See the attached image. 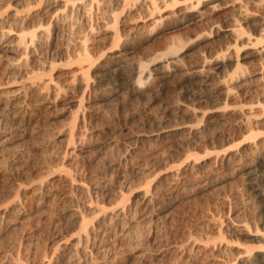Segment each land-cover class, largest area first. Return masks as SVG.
Segmentation results:
<instances>
[{
	"label": "rangeland",
	"instance_id": "rangeland-1",
	"mask_svg": "<svg viewBox=\"0 0 264 264\" xmlns=\"http://www.w3.org/2000/svg\"><path fill=\"white\" fill-rule=\"evenodd\" d=\"M152 1L0 0V100L33 114L0 125V181L14 177L0 182V264H243L264 250V22L231 11L262 15L264 0H212L224 5L204 23L190 0ZM236 23L262 39L235 46ZM48 80L38 110L29 85Z\"/></svg>",
	"mask_w": 264,
	"mask_h": 264
},
{
	"label": "bare ground",
	"instance_id": "bare-ground-1",
	"mask_svg": "<svg viewBox=\"0 0 264 264\" xmlns=\"http://www.w3.org/2000/svg\"><path fill=\"white\" fill-rule=\"evenodd\" d=\"M59 1V0H58ZM81 1H83V0H81ZM90 1V0H89ZM93 0H91V2H92ZM133 1V0H132ZM152 1V0H151ZM154 1V0H153ZM152 1V2H153ZM194 1V3H191L192 1L190 0L189 2H190V4H189V6H187L188 8H193V9H197L196 11H194L193 9V18H196V19H199V20H201L202 21V19L203 18H206V16L205 15H207V13H206V9H203V8H207V10L209 9V10H211L212 12H214L213 10H215V9H218L219 7H220V4H222V5H224L223 3H220V4H218V3H216V4H213V5H210L209 6V4L210 3H213L212 2V0H193ZM207 1V3H204V2H206ZM208 1H210V2H208ZM223 1V0H222ZM224 1H226V0H224ZM227 1H229V0H227ZM231 1V0H230ZM238 0H236V2H237ZM253 1V0H252ZM262 1V3H263V0H261ZM126 2V1H125ZM233 2V1H232ZM248 2L249 1H244L243 3H241V1H239V4L237 5V8H234V7H236V6H234L233 8H232V6L234 5H232L231 6V8H232V10L231 11H234V10H237L238 11V13H240L242 16H240V14H238L239 16V18H243V22H245V20H246V22L247 21H249L248 23H251L250 22V20L251 21H258V22H260V20H262V22H264V4H262L260 1H259V5H260V3L262 4L261 5V11H262V15H260L259 13H258V11H257V16L256 15H254V16H256L255 18H256V20L252 17V15L251 14H248L247 12H249L250 10H247L246 8V6H245V4L247 3L248 4ZM61 3V2H60ZM88 3H90V2H88ZM224 3H226V2H224ZM252 3H254V2H252ZM258 3V2H257ZM257 3H255L256 4V7H257ZM63 4V3H62ZM98 4V3H97ZM146 4V3H145ZM155 4V3H154ZM219 6H218V5ZM237 4V3H236ZM65 5H66V3H65ZM200 5V6H199ZM221 5V6H222ZM259 5H258V7H259ZM89 6H91V4L89 5ZM196 6V7H195ZM200 7V9L199 8H197V7ZM202 6V7H201ZM216 6H218V8H216ZM79 7V6H78ZM255 7V8H256ZM258 7L256 8L257 10H258ZM188 8H186V11H188ZM191 8H190V11H191ZM230 8V9H231ZM91 9V8H90ZM89 9V10H90ZM153 9V8H152ZM199 9V10H198ZM251 9V8H250ZM254 9V8H253ZM259 9H260V7H259ZM83 10V9H82ZM148 10V9H147ZM183 10V9H182ZM260 11V10H259ZM158 12V11H157ZM251 12V11H250ZM253 12V11H252ZM251 12V13H252ZM256 12V11H255ZM85 13V12H84ZM152 13V12H151ZM225 13V12H224ZM261 13V12H260ZM1 14H2V12H1ZM87 14V13H86ZM159 14V13H158ZM11 15V14H10ZM149 15V14H148ZM190 15V14H189ZM18 16V15H17ZM162 16V15H161ZM160 16V17H161ZM12 17H14V14H13V16ZM88 17V16H87ZM208 17V16H207ZM257 17H259V18H257ZM15 18H17V17H15ZM155 19H157V18H155ZM153 20V22H156L157 20ZM159 19V18H158ZM192 19V18H191ZM233 19V18H232ZM238 19V18H237ZM161 20V19H160ZM218 20V19H217ZM2 21H4V20H2ZM196 21H198V20H196ZM203 21H205V20H203ZM202 21V22H203ZM238 22L239 20H235V22ZM90 22V21H89ZM160 22V21H159ZM194 22V21H193ZM200 22V21H199ZM218 22V21H217ZM240 22V21H239ZM1 23H3V22H1ZM114 23V22H113ZM204 23V22H203ZM240 24V23H239ZM233 24L232 26H230V27H227V28H225L224 29V31H227L232 37H233V42H234V44H235V46H237L238 44L239 45H242L243 46V43H245L246 44V46L248 45V44H250L251 46H253V43H255L256 42V40H261V39H259L258 37H257V39H256V37H255V39L253 40V42H252V37L249 35H247L246 37H244L242 34L244 33V28L242 29L241 27H242V25L240 24ZM255 24H256V22H255ZM114 25H115V23H114ZM253 25V24H252ZM259 25V24H258ZM0 26H1V24H0ZM229 26V25H228ZM241 26V27H240ZM260 26V25H259ZM226 27V26H225ZM257 27V26H256ZM2 29H3V27H1ZM0 28V29H1ZM115 28V31H116V27H114ZM200 28V27H199ZM261 26H260V30H261ZM1 29V30H2ZM78 29V28H77ZM248 29V28H247ZM257 29V28H256ZM55 30V29H54ZM212 30V29H211ZM217 30H219V28H217ZM216 30V31H217ZM222 30V29H221ZM220 30V31H221ZM114 31V32H115ZM211 32V31H210ZM219 32V31H218ZM260 32V31H259ZM18 33V32H17ZM28 33V35H29V33H30V38H28V40H30V42H26V43H28L27 45H26V47L29 45L30 46V43H32L31 41H32V39L36 36H34V32H27ZM262 33V32H261ZM264 33V32H263ZM3 34H5L4 33V31L3 32H1L0 31V59L2 58H6V57H8V53H10L11 52V50H10V48L9 47H6V43L4 42V43H2L1 41H2V38L4 37V35ZM10 34H13V33H10ZM9 34V35H10ZM22 34H24L25 36H26V38L28 37V35H26L25 33H19V34H15L14 33V36H13V38H15V39H13V40H18L17 42H22V41H24L25 42V40H27V39H24V35H22ZM47 34H48V32H47ZM196 34V33H195ZM210 34V33H209ZM245 34V33H244ZM258 34H260V33H258ZM41 35V34H40ZM46 35V34H45ZM197 35V34H196ZM264 35V34H263ZM263 35L261 36V37H263ZM3 36V37H2ZM37 36H39V35H37ZM52 36V35H51ZM116 36L118 37V35L116 34ZM255 36V35H254ZM116 37V38H117ZM199 37H201V36H199ZM204 37H206V38H204ZM204 37H203V39L206 41V40H208V37H209V35L208 36H205V34H204ZM114 37L112 36V39H113ZM118 38H120V37H118ZM210 38V37H209ZM12 39V38H11ZM200 39V38H199ZM264 39V38H263ZM5 40V39H4ZM35 40V39H34ZM119 40V39H118ZM117 39H116V41H118ZM179 40V39H178ZM178 40L176 41L177 43H178ZM203 40V41H204ZM36 41V40H35ZM34 41V42H35ZM113 41V40H112ZM231 41V40H230ZM181 42H182V40H181ZM208 42V41H207ZM210 42V41H209ZM232 42V41H231ZM258 42H261V41H258ZM262 42H263V40H262ZM261 42V43H262ZM261 43H259L260 45H261ZM19 44V43H18ZM25 44V43H24ZM23 43L22 44H20V46L21 45H24ZM32 44H35V43H32ZM38 44V43H37ZM86 44V43H85ZM180 42L178 43V44H173L171 47H169L168 48V53H171V52H175L176 53V51H179L180 50V48H181V46H180ZM244 44V45H245ZM256 44V43H255ZM264 44V43H263ZM5 45V46H4ZM7 45H9V44H7ZM84 45V44H83ZM182 46H183V44H181ZM232 45V44H231ZM249 45V46H250ZM9 46H11V45H9ZM19 46V47H20ZM28 46V47H29ZM32 46L33 45H31V48H32ZM36 46V45H35ZM245 46V47H246ZM250 46V47H251ZM262 46V45H261ZM26 47H24L25 49L23 50L24 51V54L25 55H27L28 54V52H27V48ZM47 47V46H46ZM180 47V48H179ZM248 47V46H247ZM255 47H256V50H257V46L255 45ZM254 47V48H255ZM13 48V47H12ZM15 48V47H14ZM228 48H230V46H228ZM252 48V47H251ZM262 48V47H261ZM84 49V48H83ZM14 49H12V51H13ZM32 50V49H31ZM30 50V51H31ZM239 50V49H238ZM243 50V49H242ZM244 50H245V48H244ZM262 50H263V48H262ZM261 50V51H262ZM14 51H16V50H14ZM17 52V51H16ZM254 52V51H253ZM256 52V51H255ZM23 53V52H22ZM45 53V52H44ZM235 53H237V52H235ZM240 53V52H239ZM252 53V52H251ZM256 53H258V52H256ZM255 53V54H256ZM252 54H254V53H252ZM16 55V54H15ZM257 55H259L260 56V54H257ZM11 56V55H10ZM21 56H22V54H21ZM78 56H79V54H78ZM77 56V57H78ZM84 56V55H83ZM17 57H20L19 55L17 56ZM86 57V56H85ZM90 57V56H89ZM230 57V56H229ZM238 56H236V58H237ZM245 57V56H244ZM16 58V57H15ZM21 58L22 57H20V59H19V62L21 61ZM28 58V57H27ZM78 58H80L79 60H77V58H76V64L77 65H81V63H82V65L79 67V69L80 70H85L84 72L87 74V73H89V72H91L92 70H91V67L93 66V64H88L86 67H84V64H83V59H86L87 60V62H91V60H89L88 61V56H87V58H83V57H81V56H79ZM241 58V57H240ZM25 59V58H24ZM82 59V60H81ZM234 59V58H233ZM256 59V58H255ZM36 60V59H35ZM117 60H118V58H117ZM175 60H177V59H175ZM218 60H219V58H218ZM225 60V59H224ZM234 60H238V58L237 59H234ZM82 61V62H81ZM179 61V60H178ZM215 61V60H214ZM11 62V61H10ZM13 62H14V59H13ZM86 62V61H85ZM107 62V61H106ZM221 62V61H220ZM22 63V62H21ZM26 63V62H25ZM24 63V64H25ZM42 63V62H41ZM93 63V62H92ZM213 63V62H212ZM215 63V62H214ZM218 62H216V64H217ZM239 63V62H238ZM238 63H236V64H238ZM86 64V63H85ZM174 64V63H173ZM219 64V63H218ZM240 64V63H239ZM238 64V65H239ZM103 65V64H102ZM164 65V64H163ZM105 66V64L103 65V67ZM161 66V65H160ZM202 66H204V65H202ZM216 66V65H215ZM220 66V64L218 65V67ZM17 67V66H16ZM199 67V66H198ZM263 67V66H262ZM24 68V67H23ZM161 68V67H160ZM202 67H200L199 68V70L201 69ZM165 69V68H164ZM198 69V68H197ZM196 69V70H197ZM262 70L264 69V67L263 68H261ZM260 69V71L262 72V70ZM196 70H195V73H197L196 75L197 76H201V73H200V75H198V73L200 72V71H197L196 72ZM202 70V69H201ZM194 71V70H193ZM243 71V70H242ZM239 72V71H238ZM264 72V71H263ZM92 73V72H91ZM207 73H209V72H207ZM242 73V72H241ZM143 74V73H142ZM141 74V75H142ZM193 74V73H192ZM236 74V73H235ZM88 76H89V74H87ZM242 75V74H241ZM260 75H261V77L263 78V75H262V73H260ZM84 76V75H83ZM82 76V77H83ZM87 76V77H88ZM185 76V75H184ZM194 76V75H193ZM196 76V77H197ZM208 76H209V74H208ZM234 76H237V75H234ZM204 77H206V75H204ZM242 77V76H241ZM237 78V77H236ZM238 78H239V76H238ZM138 79V78H137ZM139 79H140V77H139ZM229 79V78H228ZM261 79V78H260ZM84 80V79H83ZM227 80V79H226ZM231 80V79H230ZM229 80V81H230ZM233 80V79H232ZM239 80V79H238ZM87 82H89L88 80H87ZM225 84V83H224ZM226 84H228V83H226ZM35 85V84H34ZM33 84H30L29 86H32L33 87V93H32V95L30 96L31 97V99H29L30 101H31V104H32V107L33 106H35L38 110H40V109H43V108H45L46 109V107L49 105H46L47 104V102H48V100H49V97H50V95H51V87L54 85H52V81L51 80H48V82H45L44 81V83H42L41 82V84H39V86H34ZM37 85V84H36ZM142 85V84H141ZM264 85V84H263ZM55 87H56V85H54ZM84 86H86V85H84ZM226 86V85H225ZM81 87V86H80ZM87 87V86H86ZM29 89V88H28ZM28 89H27V91L26 92H28ZM79 89H81V88H79ZM18 90V89H17ZM31 90V89H30ZM29 90V91H30ZM264 90V89H263ZM25 92V91H24ZM264 92V91H263ZM30 93V92H29ZM53 93V92H52ZM75 93V92H74ZM80 93V92H79ZM9 94V93H8ZM81 95L82 94H85V93H80ZM10 96H12V95H10ZM83 97H84V95H82ZM4 97H8L7 95L5 96L4 95ZM10 98V97H9ZM25 98H27V97H25ZM7 98H5V100H6ZM14 99V98H13ZM5 100H0V117H3L2 119H0V125L3 127V126H5V127H13L14 125H21V127H23L24 126V124H26V123H28L29 121H31L32 120V118H33V114L31 113V111H28V109H29V107H28V109H20L18 106L16 107V108H19V109H16V108H13L12 106H10V103H9V101H5ZM9 100V99H8ZM28 100V99H27ZM27 100L26 101H24V102H27ZM78 100V99H77ZM83 100V99H82ZM11 102H12V100H10ZM20 101V100H19ZM29 101V102H30ZM83 102V101H82ZM82 102H80L79 104L81 105L82 104V106H83V104L84 103H82ZM88 102V101H87ZM16 104V103H15ZM15 104L13 105V106H15ZM26 104V103H25ZM28 104H30V103H27V105ZM12 105V104H11ZM28 106H30V105H28ZM49 107V106H48ZM32 109V108H31ZM49 109V108H48ZM33 111V110H32ZM34 112H36L35 110H34ZM38 112V111H37ZM36 112V113H37ZM39 114V113H38ZM42 114V113H41ZM43 114H45V113H43ZM41 116V115H40ZM77 116V115H76ZM83 116V115H82ZM81 116V117H82ZM84 117V116H83ZM78 118V117H76V120H74V124H72L73 126L76 124V126H78V129H75V127H71V128H73V129H70L71 131H69L68 132V135H69V133L71 132V135L70 136H68V137H70V138H67V139H69V141L70 140H72L73 141V139L72 138H74V137H77V136H79V137H77L78 138V140H79V138H80V135H81V129H79V128H82L81 127V125L83 124L84 125V121L85 120H83L84 118ZM38 118H40V117H38ZM34 120V119H33ZM38 120H40V119H38ZM249 120V119H248ZM35 122V121H34ZM250 122V121H249ZM252 122V121H251ZM29 123H31V122H29ZM38 123V122H37ZM36 123V124H37ZM3 124V125H2ZM250 124V123H249ZM32 125V124H31ZM35 125V124H34ZM80 126V127H79ZM84 127V126H83ZM2 129H4V128H2ZM26 129H28V128H26ZM74 129H75V131H74ZM3 131V130H2ZM26 132V131H25ZM23 133H24V131H23ZM25 134V133H24ZM22 136V135H21ZM82 138H83V136H81ZM82 140V139H81ZM80 141V140H79ZM83 141V140H82ZM84 142V141H83ZM82 142V143H83ZM71 143V142H70ZM241 143V142H240ZM252 143V142H251ZM48 144V143H47ZM46 144V145H47ZM253 146H254V144H256V142L255 141H253ZM258 144H260V143H258ZM72 145H73V143H72ZM237 145V144H236ZM68 146V145H67ZM249 146H251V145H249ZM69 147V146H68ZM75 148H77V147H75V144H74V146H70V148H69V150H70V152H69V154L70 153H74V151H76V149ZM258 148V147H257ZM255 149H256V147H255ZM66 150H68V148L66 147ZM68 150V151H69ZM77 150H78V148H77ZM229 150V149H228ZM231 150V149H230ZM257 150V149H256ZM254 151V150H253ZM256 152V151H255ZM252 153V152H251ZM224 155V154H223ZM222 155V156H223ZM70 156V155H69ZM225 156V155H224ZM260 156V155H259ZM258 157V156H257ZM222 158V157H221ZM225 158V157H224ZM231 159V158H230ZM264 160V159H263ZM263 162V161H262ZM262 162H261V164H259V166H257V169H256V171L257 170H259V169H263L264 168V165L262 164ZM13 168V167H12ZM10 170V169H9ZM12 170V169H11ZM5 171V170H4ZM10 173H12V172H10ZM13 173H15V172H13ZM2 174V173H1ZM0 174V175H1ZM8 174H9V172H8ZM16 175V174H15ZM15 175H12V176H15ZM2 176V175H1ZM8 176V175H7ZM10 177H11V175H10ZM2 178V177H1ZM14 178V177H13ZM13 178H8V179H6V181H4V180H1V181H4L3 182V184H5L6 182H10ZM18 178V177H17ZM16 178V179H17ZM4 179V178H3ZM257 179V178H256ZM0 181V182H1ZM0 187H1V185H0ZM41 187V186H40ZM3 188H4V186H3ZM4 190H5V188H4ZM43 190V189H42ZM44 193V192H43ZM22 204V203H21ZM19 205V204H18ZM32 205V204H31ZM21 206V205H20ZM23 206V205H22ZM33 206V205H32ZM12 208V207H11ZM25 210V209H24ZM2 212H4V211H2ZM10 212H11V210H10ZM121 212H122V210H121ZM25 213H26V211H25ZM117 213V212H116ZM8 214V213H7ZM15 214V213H14ZM120 214V213H119ZM0 215H2V213L0 214ZM13 216V214H10V216ZM112 215V214H111ZM11 216V217H12ZM22 216V215H21ZM3 217V216H2ZM7 217V216H6ZM18 217V216H17ZM24 217V216H23ZM104 217V216H103ZM108 217V216H107ZM4 219H5V217H3ZM106 218V217H105ZM105 218H103V219H105ZM0 219H2V218H0ZM111 219V218H110ZM17 220H18V218H17ZM107 220V219H106ZM108 220H109V218H108ZM12 221V220H11ZM81 221V220H80ZM86 221H82V222H80V227H82L83 229H84V232H85V236L86 237H89L90 235H92L93 237H95V236H97V234L99 233L96 229V231L95 230H92V229H87L86 228V226H87V224L85 223ZM113 222V221H112ZM1 223V222H0ZM6 223V222H5ZM12 223V222H11ZM18 223V222H17ZM8 224V223H7ZM22 224V223H21ZM101 224H102V222H101ZM115 225V224H114ZM245 225H247V224H245ZM245 225H243V227H244V229H245ZM110 226V225H109ZM117 226V225H116ZM248 227V226H247ZM3 228V227H2ZM97 228V227H96ZM241 229H242V227H240ZM98 230H99V228H98ZM104 230V229H103ZM114 230V229H113ZM247 230H248V228H247ZM246 230V231H247ZM105 231V230H104ZM110 231V230H109ZM245 231V230H244ZM256 231H257V228H256ZM98 232V233H97ZM248 232H249V230H248ZM246 233V232H245ZM257 233V232H256ZM259 233H261V232H259ZM264 232H262L261 234V239H262V236H264V234H263ZM258 234V233H257ZM252 235V234H251ZM258 235H260V234H258ZM91 236V237H92ZM81 237V236H80ZM101 237V236H100ZM259 237V238H260ZM98 238V237H97ZM92 239V238H91ZM77 240H78V238H77ZM85 240V239H84ZM88 240V239H87ZM94 240V239H93ZM99 240V239H98ZM264 240V239H263ZM86 242V241H85ZM117 242H119V241H117ZM263 242V241H262ZM78 243V242H77ZM80 243H81V241H80ZM75 244V243H74ZM83 244V243H82ZM76 246V245H75ZM75 246H74V248H75ZM78 246H79V244H78ZM88 245H86L85 247H87ZM82 247L83 246H81V249H82ZM93 248V247H92ZM91 248V249H92ZM95 248V247H94ZM264 248V247H263ZM85 250V249H84ZM263 250V249H262ZM262 250H260V252H258L257 254H254L252 257L251 256H247V255H244V256H247V258H246V261L247 262H249V263H251V262H253V261H255V260H257V261H259V260H261V261H259L260 263L259 264H264V250L262 251ZM83 251V250H82ZM86 251V250H85ZM93 251V250H92ZM91 251V252H92ZM89 252H90V249H89ZM88 252V253H89ZM249 252V251H248ZM85 253V252H84ZM84 253H82V254H84ZM88 253H87V255H88ZM98 254V253H97ZM91 255V254H90ZM90 255H89V257H90ZM249 255H251L250 253H249ZM81 256V255H80ZM85 256V255H84ZM82 257V256H81ZM79 258V257H78ZM82 258H84V257H82ZM245 258V257H244ZM85 260L84 261H86V257L84 258ZM89 259V258H88ZM241 259H242V257H241ZM77 260H79V259H77ZM83 261V262H84ZM88 261V260H87ZM241 261H243V260H241ZM246 261H244V262H246ZM81 262V261H80ZM244 262H243V264H244ZM247 262H246V264H247ZM49 263V262H48ZM78 263V262H77ZM241 263V262H240ZM31 264V263H30ZM80 264V263H79ZM85 264H87V262L85 263ZM242 264V263H241ZM255 264V263H254Z\"/></svg>",
	"mask_w": 264,
	"mask_h": 264
}]
</instances>
